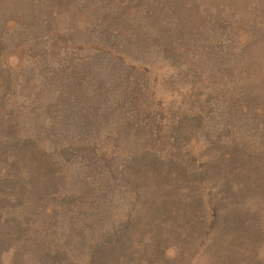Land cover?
Listing matches in <instances>:
<instances>
[{"label":"rangeland","instance_id":"rangeland-1","mask_svg":"<svg viewBox=\"0 0 264 264\" xmlns=\"http://www.w3.org/2000/svg\"><path fill=\"white\" fill-rule=\"evenodd\" d=\"M0 264H264V0H0Z\"/></svg>","mask_w":264,"mask_h":264}]
</instances>
